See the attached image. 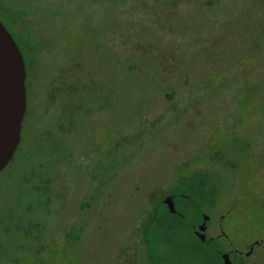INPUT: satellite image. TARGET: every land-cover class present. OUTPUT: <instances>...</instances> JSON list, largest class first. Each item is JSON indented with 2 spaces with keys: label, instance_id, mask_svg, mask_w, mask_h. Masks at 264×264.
<instances>
[{
  "label": "rangeland",
  "instance_id": "1",
  "mask_svg": "<svg viewBox=\"0 0 264 264\" xmlns=\"http://www.w3.org/2000/svg\"><path fill=\"white\" fill-rule=\"evenodd\" d=\"M208 1L0 0L33 57L0 207L24 170L43 171L2 218L0 264L141 262L137 229L155 201L204 169L219 189L207 233L222 227L238 261L264 264V0Z\"/></svg>",
  "mask_w": 264,
  "mask_h": 264
},
{
  "label": "trees",
  "instance_id": "2",
  "mask_svg": "<svg viewBox=\"0 0 264 264\" xmlns=\"http://www.w3.org/2000/svg\"><path fill=\"white\" fill-rule=\"evenodd\" d=\"M208 2L209 4L214 3L212 0ZM8 30L10 31V29ZM15 40L25 59L27 68L26 82H28L31 76V74L29 76L28 67L30 65L33 66V57L28 58L24 54L19 41L16 38ZM25 46L28 48L30 56H32L36 48L31 42H27ZM72 101L74 104L77 103L74 98H72ZM62 113H66L65 109ZM20 146L17 154L20 151ZM29 169L24 170L16 181L17 197L7 205L0 207V228H2L3 224L2 218L9 216L12 220L14 219L17 212L16 209L18 208L16 204H19L29 193L30 196H33V193L40 189V180L38 181V179H40L39 175L43 171H39L38 174H31L35 175L32 177L30 174H27V170ZM43 176L46 177L48 174L44 173ZM217 177V172L210 169L175 176L171 188L155 201L153 209L137 229V234L141 238L143 245V260L139 262L137 258L140 255L135 252L128 257V261L124 259L126 262L124 261L123 264H215L214 260L217 261L216 264H220L219 251H222V249L216 250V246H214L215 242L209 239L208 241H202L194 233L197 224L202 222L203 214L207 213L206 203H213L214 198L217 197H214L219 190L215 184ZM31 182H33V185ZM25 185L31 186L27 194L24 191ZM46 193L48 194L47 199L50 201L51 191L48 189ZM169 194L174 195L175 212H171L164 203V198ZM182 194H188L189 196L183 197ZM87 205L90 206L91 202H87ZM35 225H38V223ZM163 244L168 247L164 253L161 251ZM114 263L121 264V261H114ZM235 264L237 263L235 262Z\"/></svg>",
  "mask_w": 264,
  "mask_h": 264
},
{
  "label": "water",
  "instance_id": "3",
  "mask_svg": "<svg viewBox=\"0 0 264 264\" xmlns=\"http://www.w3.org/2000/svg\"><path fill=\"white\" fill-rule=\"evenodd\" d=\"M27 68L22 51L12 33L0 19V172L11 160L22 138V126L27 111ZM164 203L171 212L176 211L174 196L169 195ZM196 235L206 240V222ZM224 264H231L229 254H224Z\"/></svg>",
  "mask_w": 264,
  "mask_h": 264
},
{
  "label": "flooded vegetation",
  "instance_id": "4",
  "mask_svg": "<svg viewBox=\"0 0 264 264\" xmlns=\"http://www.w3.org/2000/svg\"><path fill=\"white\" fill-rule=\"evenodd\" d=\"M76 101H77V103L75 104V105H78L80 102H82V97H81V95L79 96H74L73 97ZM27 106H28V95H27ZM23 124H24V121H23ZM22 131H23V126H22ZM21 142H22V138H21ZM21 142H20V144H21ZM19 144V145H20ZM19 147V146H18ZM14 159V158H13ZM12 159V160H13ZM11 160V161H12ZM10 164V163H9ZM8 164V165H9ZM195 172V171H194ZM169 195H173V194H169ZM169 195H167V196H169ZM166 196V197H167ZM174 196V195H173ZM182 196L183 197H188L189 195L188 194H182ZM165 197V198H166ZM165 198H164V200H165ZM175 201V200H174ZM204 215H208L207 213H204L203 214V217H202V222H200V223H198L197 224V226H196V228L194 229V233L196 234V232L199 230V227L203 224V221H204ZM209 216V219H208V221H207V223H206V232H205V234H206V240L205 241H208V239L209 240H211L212 242H215L214 243V246H216V250H220V249H222V251H219V256H220V264H224V262H225V260H224V254H229V256H230V260H231V264H235V262L237 263V264H243V261H238V257H237V255L238 256H242L243 257V253L241 252V251H239L238 249H235L234 251H232V250H228L224 245H223V242L220 240V238L222 237V236H225L226 238H227V234H225V232H224V230H223V228L221 227L220 229H221V231H222V233L221 234H217V235H215V236H211V235H209L207 232H208V226H209V223H210V221H211V216L210 215H208ZM221 226H222V224H221ZM221 241V242H220ZM257 245H260V243H258V242H256L255 243V245H251L250 246V250L247 252V253H245V256H250L251 254H252V252L254 251V249H255V247L257 246ZM223 249H225V250H223ZM243 259H245L244 257H243Z\"/></svg>",
  "mask_w": 264,
  "mask_h": 264
}]
</instances>
